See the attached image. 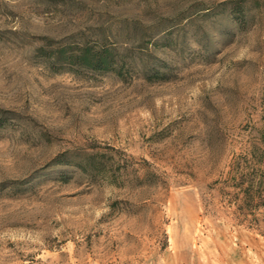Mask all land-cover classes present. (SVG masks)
<instances>
[{
    "label": "rangeland",
    "instance_id": "obj_1",
    "mask_svg": "<svg viewBox=\"0 0 264 264\" xmlns=\"http://www.w3.org/2000/svg\"><path fill=\"white\" fill-rule=\"evenodd\" d=\"M228 174H264V0H0V264H264Z\"/></svg>",
    "mask_w": 264,
    "mask_h": 264
},
{
    "label": "trees",
    "instance_id": "obj_2",
    "mask_svg": "<svg viewBox=\"0 0 264 264\" xmlns=\"http://www.w3.org/2000/svg\"><path fill=\"white\" fill-rule=\"evenodd\" d=\"M63 59L80 67L96 71L114 70V60L106 50L90 51L81 48L77 54ZM115 67V66H114ZM225 181L231 188L228 202L237 223L264 236V174H228Z\"/></svg>",
    "mask_w": 264,
    "mask_h": 264
}]
</instances>
